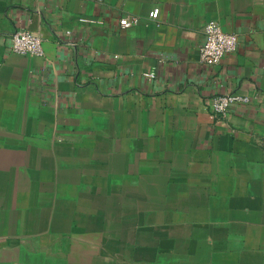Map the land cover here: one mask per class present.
Masks as SVG:
<instances>
[{
  "label": "crops",
  "instance_id": "crops-1",
  "mask_svg": "<svg viewBox=\"0 0 264 264\" xmlns=\"http://www.w3.org/2000/svg\"><path fill=\"white\" fill-rule=\"evenodd\" d=\"M0 264H264V0H0Z\"/></svg>",
  "mask_w": 264,
  "mask_h": 264
},
{
  "label": "built area",
  "instance_id": "built-area-1",
  "mask_svg": "<svg viewBox=\"0 0 264 264\" xmlns=\"http://www.w3.org/2000/svg\"><path fill=\"white\" fill-rule=\"evenodd\" d=\"M160 9L155 8L150 12L153 19L159 17ZM85 19H82L84 21ZM138 16H123L119 20L122 28H129L139 24ZM204 42L200 47L201 60L213 65L219 63L222 58L237 49L238 37L235 33H229L223 30L217 21H210L203 28ZM12 50L16 53L26 55H44V39L37 33L30 30H16L11 35ZM147 75L154 77V72H147ZM248 96L239 93H226L217 95L213 98L211 109L214 114H225L232 104L247 103Z\"/></svg>",
  "mask_w": 264,
  "mask_h": 264
}]
</instances>
